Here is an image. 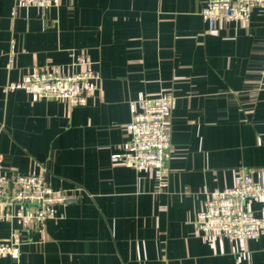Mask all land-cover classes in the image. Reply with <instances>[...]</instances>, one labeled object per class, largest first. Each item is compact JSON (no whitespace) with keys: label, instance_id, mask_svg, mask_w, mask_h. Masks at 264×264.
I'll return each instance as SVG.
<instances>
[{"label":"crops","instance_id":"obj_1","mask_svg":"<svg viewBox=\"0 0 264 264\" xmlns=\"http://www.w3.org/2000/svg\"><path fill=\"white\" fill-rule=\"evenodd\" d=\"M205 1L59 0L13 15L0 0V153L73 195L45 232L15 224L24 244L0 264H264V237L196 230L206 190L242 169L264 178V11L210 30ZM82 53L101 75L84 105L3 90L41 66L72 72ZM162 91L175 96L168 172L121 165L130 102Z\"/></svg>","mask_w":264,"mask_h":264},{"label":"built area","instance_id":"obj_2","mask_svg":"<svg viewBox=\"0 0 264 264\" xmlns=\"http://www.w3.org/2000/svg\"><path fill=\"white\" fill-rule=\"evenodd\" d=\"M59 0H14L13 15L19 7L50 8ZM264 11V0H206L200 14L213 30L219 21L243 23L250 21L253 11ZM12 50L9 67L14 61ZM75 69L64 73L59 66H41L26 73L21 79L10 80L3 90L7 93L25 90L34 97L63 100L71 105H84L100 89L101 75L90 65L88 54L82 53L73 62ZM85 67L86 69H84ZM175 96L162 91L156 96H146L130 102L131 119L125 124L129 131L126 149L115 155L116 161L137 171L169 170V150L173 138L168 118ZM190 194V190H185ZM67 189L51 185L47 173H23L8 167L0 153V224H10L9 236L0 238V258H18L24 244L18 225L42 232L46 222L56 218L57 207L72 199ZM261 200V214L250 212L247 201ZM199 233L222 232L229 241L257 239L264 231V180L253 179L249 170L242 169L240 183L206 190L195 217Z\"/></svg>","mask_w":264,"mask_h":264},{"label":"rangeland","instance_id":"obj_3","mask_svg":"<svg viewBox=\"0 0 264 264\" xmlns=\"http://www.w3.org/2000/svg\"><path fill=\"white\" fill-rule=\"evenodd\" d=\"M240 24H242V23H240ZM84 69H86L85 67H83ZM10 81V80H9ZM8 81V82H9ZM7 82V83H8ZM6 83V84H7ZM5 84V85H6ZM123 130H124V134H125V136L126 137H128L129 136V131L126 129V127H125V125H124V127H123ZM171 150V149H170ZM170 150H169V152H170ZM152 170H154V169H152ZM34 173V172H33ZM39 173H45V171L42 169V170H40L39 171ZM240 173H241V171L239 170V172L237 171V174H236V182H235V184L233 183V184H228L227 186H235V185H238L239 183H240ZM251 174H252V177H253V179H261V180H264V178L261 176V175H255L253 172H251ZM222 187H225V186H222ZM59 188H62V187H59ZM211 190H213V189H211ZM255 203H257L258 204V207L256 208L257 209V213L258 214H261V211H260V206H261V200H255V202H253V200L252 199H249L248 201H247V207H248V210L250 211V212H252L253 214H255V212H254V210H255V207H254V204ZM254 209V210H253ZM57 217V216H56ZM196 217V216H195ZM49 221V220H48ZM47 221V222H48ZM47 222H46V225H47ZM15 224L18 226V223L15 221ZM46 225L44 226V229H43V231L45 232L46 231ZM16 227V226H15ZM35 228H37V225L35 224ZM204 234L206 235V236H208V237H211V238H215L216 237V239H217V237H224V235L222 234V232H210V231H207V232H204ZM260 237H264V231H262V233H261V236ZM224 238H226V237H224ZM237 242H241V241H237Z\"/></svg>","mask_w":264,"mask_h":264}]
</instances>
